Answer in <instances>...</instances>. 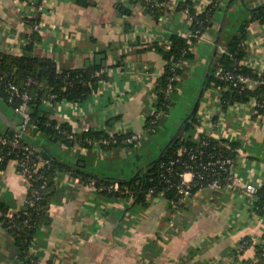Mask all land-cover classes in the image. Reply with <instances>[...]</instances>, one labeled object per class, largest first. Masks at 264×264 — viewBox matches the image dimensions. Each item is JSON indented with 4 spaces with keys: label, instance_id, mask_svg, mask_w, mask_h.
Instances as JSON below:
<instances>
[{
    "label": "crops",
    "instance_id": "1",
    "mask_svg": "<svg viewBox=\"0 0 264 264\" xmlns=\"http://www.w3.org/2000/svg\"><path fill=\"white\" fill-rule=\"evenodd\" d=\"M187 1L198 9L211 2L167 0L157 16L144 0H0L1 53L20 56L30 46L33 56L51 59L58 70L101 65L107 75L89 98L43 100V112L78 134L140 135L130 145L88 146L78 140L65 145L32 121L27 135L45 159L43 146L53 159L104 178H128L146 169L193 110L208 70L245 20L250 23L245 64L264 70V23L251 17L264 0H220L212 23L191 47L193 59L180 63L169 113L155 132L148 131L166 65L162 52L149 46L188 32L191 22L181 7ZM32 20L42 28L34 31ZM207 85L192 114L197 121L180 133L196 141L198 126L225 113L212 135L236 141L234 172L264 186V118L252 114L249 103L223 106ZM21 122V114L0 96V132L12 134ZM50 189L47 216L30 246L31 264H246L258 260L257 245L264 242V215L241 190L200 188L179 204L163 192L144 206L132 196L104 195L69 168L54 172ZM31 190L17 160L10 159L0 169V264H24L2 217L22 208Z\"/></svg>",
    "mask_w": 264,
    "mask_h": 264
},
{
    "label": "trees",
    "instance_id": "2",
    "mask_svg": "<svg viewBox=\"0 0 264 264\" xmlns=\"http://www.w3.org/2000/svg\"><path fill=\"white\" fill-rule=\"evenodd\" d=\"M219 1L214 0L211 2L203 13L198 14L196 18H199L202 23L194 21L191 25V29L196 30L197 28L201 29V35L207 30L210 24L213 21L216 13L219 9ZM190 5V12L195 14L196 8L189 1L183 3L181 7L185 5ZM158 16L163 8H150ZM252 20H259L261 23H264V4H261L251 10ZM248 20H245L236 35L230 40L228 45V50H230L233 55L223 52L221 56L217 59L215 63V68L218 65H224L226 68L232 69L237 67V60L244 59L247 47L245 40L247 38V28L249 27ZM193 42L198 41V37H193ZM155 48L158 51L162 52L166 60L165 70L160 76L156 94H157V108L163 109V116L168 114L172 105H173V92L177 84L179 83V77L182 74V67L180 63L186 60H191L194 57V53L191 48L188 47V37L182 34H173L170 38V41L166 44L152 43L149 48ZM32 47H28V50L23 55H7L0 52V69L2 72L8 74L10 80H14L18 83L22 90H26L32 94V100L30 102V111L32 115L31 122L35 123L37 127L45 132L46 134L52 136L54 139L63 142L65 145H72L75 141H80L88 146L91 144L87 141L88 138L92 139H101L109 138L110 134L106 131H95L89 130L84 132V134L74 133L71 125L68 122L59 123L57 120L50 118L46 112H43L40 109V105L43 100H50L51 102L56 101H75L80 102L89 98L97 89L98 83L101 79L106 78V73L101 72V65L89 66V67H80L74 69L58 70L54 62L49 58H40L33 56L31 54ZM243 71L251 74L253 77L257 78L259 75L257 72H254L250 67H243ZM101 72V73H100ZM212 73V72H211ZM208 79V87L213 83L217 85L224 86L226 81L218 78L215 74H211ZM178 75V78L171 81V77ZM29 79L35 80L29 82ZM174 85V91L172 93H167V88L169 83ZM0 96L14 109L21 102L20 97L13 96L6 87V80L0 77ZM251 97L257 98L259 101L264 103V85L258 86L255 88H248L242 91H239L237 88H229L228 90L223 91L222 103L224 106L234 104L236 102L243 103L247 102ZM259 113L264 114V104L258 107ZM161 115V116H162ZM162 116V117H163ZM151 116L150 120L147 123L148 131L155 132L156 126L158 125L161 117L158 119L157 123H153ZM197 121L196 116H191L184 123L185 129L189 130L192 127L193 123ZM182 126V127H183ZM73 134V137L70 134ZM125 134H117L116 141H112L108 145H103V147H111L115 145H130L124 142ZM29 139V137H28ZM33 143V141H32ZM214 144H218L217 140H214ZM133 144V143H132ZM168 142L165 144V146ZM231 144V153L237 155V152L233 151V148L237 146V142H230ZM195 145L194 140L190 137L184 136L179 133L176 137L173 138L172 142L169 143L162 153L156 160L151 162L146 169L141 171L139 174L128 177V178H104L96 174L89 173L83 169H76L75 167H69L59 159H47L50 165L47 173L49 175V184L43 190L42 198L38 200L40 208L36 209L26 203L23 205L25 209L28 210V214L23 212H18L14 217H7L6 212L2 217L3 226L10 231L19 246L20 250V259L24 264H31L33 255L30 252V246L33 241V237L37 231V228L41 225L45 217L47 216L49 197L54 191L51 188L53 183L54 172L61 168L70 169L73 171L75 176L79 177L82 181L88 182L93 181L96 187L101 193L108 196H119V197H130L134 198L135 203L146 206L149 202V198L153 195H157L160 192H164L165 197L169 200H177L178 192L174 186H171V182H176L178 180L177 174L174 172L172 174H165V167L161 166V163L169 164L171 160H175L172 165L175 171H180L182 166V161L185 156H180L178 154V149L181 146H192ZM219 147V144L217 148ZM212 149V147L210 146ZM209 147L207 148V150ZM209 151V150H208ZM0 154L4 156L3 160H0V169H3L7 162L10 159H16L15 152H10V149L7 146L0 144ZM169 179V181L167 180ZM118 181L122 187H128V192H123L121 190L111 191L108 186L111 182ZM33 183L37 181L33 180ZM31 186V189L34 187ZM200 187L197 184L193 189L197 190ZM154 188L155 192L153 195L148 194L149 189ZM30 191V194H32ZM29 194V195H30ZM254 208L257 213L264 215V186H260L257 193L254 196ZM30 219V222L33 226L28 227L24 225L26 219ZM257 255L258 260L255 262H248L246 264H264V242L257 245Z\"/></svg>",
    "mask_w": 264,
    "mask_h": 264
},
{
    "label": "built area",
    "instance_id": "3",
    "mask_svg": "<svg viewBox=\"0 0 264 264\" xmlns=\"http://www.w3.org/2000/svg\"><path fill=\"white\" fill-rule=\"evenodd\" d=\"M144 1L150 8L164 9L167 7V0ZM213 1L214 0H211V2ZM205 9L196 8L195 14H192L190 12V5L187 4L183 7L182 10L188 16V19L190 20L192 25L194 21L202 23V21L199 18H196V16L203 13ZM30 23L34 31L40 30L43 26L42 22L37 20H32ZM185 35L188 37V47L191 48L194 44L192 38H200L203 34L201 35L200 28L193 30L190 27ZM224 52L230 54L231 56L233 55L230 50H225ZM244 66H246L244 59L237 60V67L232 69L226 68L223 64L218 65L215 68L214 64L211 72L218 78L227 82L223 87L217 85L216 83H213L210 87L215 92L216 97L220 100V102H223L224 100L226 101V99H223V91L228 90L229 88H237L239 89V91H242L248 88L252 89L264 85V70L256 71L250 67L259 75L257 78H255L251 74L243 71ZM7 76L8 74L6 72H2V70L0 69V77L6 80L7 90L11 92L12 97L18 96L21 99V102L14 109L16 112L21 114L22 122L18 129L11 135L0 132V144L3 146H7L10 149V152H15L20 172L29 180L31 186H33L34 184L33 180L37 181L32 189V194L27 197L26 204L38 209L40 208L38 200L42 198L43 190L49 184L50 179L47 171L50 165L48 163V160L42 156L40 149L34 143H32L30 139H28L27 135V126L32 119L30 102L33 96L30 92L22 90L18 83H16L14 80H10ZM176 78H178V75L172 76L171 81L175 80ZM32 81L35 82V80L29 79V82ZM173 91L174 85L170 82L167 88V93H172ZM244 103H249L252 114L258 116L261 115L264 118V114L259 113L258 111V107L262 106L264 103H262L255 97H251L247 102H236L234 104ZM162 114L163 109L160 107L156 108L153 114V118L151 119L152 122L157 123ZM225 118L226 116L223 112L211 116L209 121L205 125L198 126L197 132L199 135L197 140L194 141L195 145L181 146L178 149V154L180 156L186 157L182 161V168L180 171H175L172 166L175 160H171L169 164H165L164 162L161 163V166L165 167L163 175L172 174L175 172L178 176V180H176V182L170 183V185L174 186L178 192L179 197L176 200V204L184 202L187 197L193 194V192L195 191L193 188L197 184L200 185L198 189L206 187L212 190H241L245 194L250 196L252 200H254V196L260 186L256 185L252 181L246 180L238 173L234 172L233 165L236 155H233V153H231L230 151L232 148L230 141L218 137L216 138L212 135V132H214L213 130L218 128L225 120ZM70 136L73 137V134H70ZM110 136L111 139L88 138L87 141L91 145H108L112 141H116L115 134H110ZM139 136L140 135L138 133L127 134L124 138V142L132 144L136 140H138ZM214 140L218 141V148V144L216 146V144L213 143ZM210 146L212 147V149L210 148ZM208 147L209 151L207 150ZM233 151L238 152L239 150L234 147ZM3 159L4 156L0 154V160ZM167 180L169 181V179ZM108 188L111 191H118L125 188V190L123 189L122 191L128 192V187H122L118 181L111 182ZM154 192L155 189L150 188L148 194L153 195ZM160 193H163V191ZM18 212L28 214V210L23 206L18 210H8L5 214L7 217L12 218ZM24 225L28 227L33 226L30 222V219L28 218L25 220Z\"/></svg>",
    "mask_w": 264,
    "mask_h": 264
},
{
    "label": "water",
    "instance_id": "4",
    "mask_svg": "<svg viewBox=\"0 0 264 264\" xmlns=\"http://www.w3.org/2000/svg\"><path fill=\"white\" fill-rule=\"evenodd\" d=\"M99 58H100V56H98V60H100ZM213 60H214V59H213ZM213 60H212V61H213ZM211 65H212V64H211ZM211 65H210V67H211ZM210 73H211V70H208V72H207V74H206V77H205V80H204V82H203V86H202L201 91H200V93H199V97H198V99H197V101L195 102V105H194V107H193V110H192L191 113L188 115V117L184 119V121L182 122V124L178 127V129L176 130L174 136L169 140L168 144L171 143L172 140H173V138L176 137V136L180 133V131H181V129H182V126H183L184 122L187 121V120L192 116V114L195 113L196 108H197V106H198V104H199V101H200V99H201V97H202V95H203V92H204V89H205V85H206L207 82H208V79H209ZM9 135H11V134H9ZM168 144H167V145H168ZM167 145L163 148V150L161 151V153L159 154V156L162 155V153L165 151ZM43 154H44V155L46 156V158H48V159L52 158V156L50 155L49 150H48L46 147H44V146H43ZM159 156H157L154 160H156ZM154 160H153V161H154ZM153 161H152V162H153ZM150 163H151V162H150ZM141 169H143V168H140V169L138 170V172H137L135 175L139 174V173L141 172Z\"/></svg>",
    "mask_w": 264,
    "mask_h": 264
},
{
    "label": "rangeland",
    "instance_id": "5",
    "mask_svg": "<svg viewBox=\"0 0 264 264\" xmlns=\"http://www.w3.org/2000/svg\"><path fill=\"white\" fill-rule=\"evenodd\" d=\"M190 103H191V101H190ZM188 110V109H187ZM184 111H186L185 109H184Z\"/></svg>",
    "mask_w": 264,
    "mask_h": 264
}]
</instances>
